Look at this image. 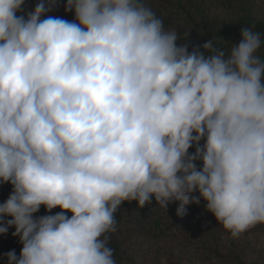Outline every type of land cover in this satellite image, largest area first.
I'll return each mask as SVG.
<instances>
[{"label": "clouds", "instance_id": "1", "mask_svg": "<svg viewBox=\"0 0 264 264\" xmlns=\"http://www.w3.org/2000/svg\"><path fill=\"white\" fill-rule=\"evenodd\" d=\"M58 7L0 0V234L22 245L7 264H116L115 212L152 197L180 217L202 199L233 238L264 226L261 34L189 51L145 0Z\"/></svg>", "mask_w": 264, "mask_h": 264}, {"label": "trees", "instance_id": "2", "mask_svg": "<svg viewBox=\"0 0 264 264\" xmlns=\"http://www.w3.org/2000/svg\"><path fill=\"white\" fill-rule=\"evenodd\" d=\"M36 3L37 0H25L26 11L34 9ZM57 3L59 7L48 15L58 16L69 21L73 20V13H65L64 11L66 0H57ZM145 3L162 19L166 30H176L181 38V41L177 42L178 44L188 39L189 51L195 46L203 45L211 38L215 48L228 52L232 43L238 44L240 42L242 27H249L253 31L259 32L262 41H264V18L252 17L248 11L240 12L238 16L219 25L209 20L199 0H145ZM186 33H188V37L185 35ZM201 51H203L202 48ZM258 54L264 56V44H262ZM193 151L194 148L190 149V152ZM11 190L10 184H0V203L8 198ZM193 195H198V193ZM178 207L179 202L170 203L167 214H165L156 204L154 197L151 198V203L143 208L137 207L135 201L124 202L114 214L117 231L109 234V246L114 250L116 264H129V261L123 258L118 232L134 228L149 231L157 236H182L184 238L185 233L191 231L193 236L197 235L199 243H205L202 250L207 252V257L212 264H245L244 259L237 255L224 256L220 254L211 246V242H208L207 238L214 230L205 229V226L210 224L208 222L202 223L204 218H202L201 210L204 209V214H208L207 218L214 216L206 211L205 201L201 199L199 204L189 203L186 205V215L183 217L177 216ZM59 211L60 209L56 208L52 210V213H47L42 206L36 215L55 214ZM5 219H10V217Z\"/></svg>", "mask_w": 264, "mask_h": 264}, {"label": "rangeland", "instance_id": "3", "mask_svg": "<svg viewBox=\"0 0 264 264\" xmlns=\"http://www.w3.org/2000/svg\"><path fill=\"white\" fill-rule=\"evenodd\" d=\"M206 16L211 22L222 23L248 11L249 15L264 18V0H199ZM231 4V6H230ZM241 4V6H240ZM224 25V24H223ZM204 222L210 225L205 229L214 230L207 238L211 246L224 256L237 255L245 264H264V226L258 225L238 238L231 237L215 217L207 218L201 210ZM15 228H9L6 234H0V264H7L6 253L15 250L19 256L22 245L19 238L13 236ZM205 232V231H203ZM210 232V231H209ZM123 258L129 264H212L207 252L202 250L204 242H198L197 235L186 232L182 236H157L140 229H127L118 232ZM198 246V247H197Z\"/></svg>", "mask_w": 264, "mask_h": 264}]
</instances>
